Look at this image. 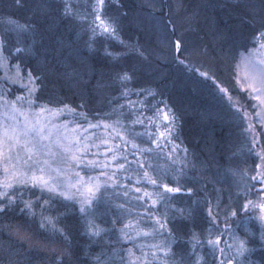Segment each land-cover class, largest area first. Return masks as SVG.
I'll return each mask as SVG.
<instances>
[{"label": "snow or ice", "instance_id": "6c2138e0", "mask_svg": "<svg viewBox=\"0 0 264 264\" xmlns=\"http://www.w3.org/2000/svg\"><path fill=\"white\" fill-rule=\"evenodd\" d=\"M14 4L28 9L31 19L23 24L13 21L15 42L0 36V235L7 233L16 241L15 245L11 239L6 242V264H32L29 254L34 251L48 253L52 264H77L72 233L64 223L69 209L78 215L84 237L103 242L102 250L91 256V264H208L199 254L205 248L211 249L213 264H261L250 256L256 250L251 246L254 238L264 250V0L259 10L244 4L248 14L235 17L237 23L233 18L221 21L216 17L214 0H143L141 15L134 21L147 37L146 44L153 43L155 35L158 54L155 48L149 52L139 38L125 41L122 25L129 12L107 14L110 9H124L121 0H89L83 11L65 4L63 21L76 33V41L53 27L47 0H32L31 7L26 0H14ZM102 41H115L124 49L117 52L106 45L102 49L105 58L118 63L133 56L141 64L115 73L120 94L108 100L111 111L92 123L86 112L47 93L66 83L98 93L110 87L103 78L91 84L90 60L101 50L97 45ZM81 48L92 55H84ZM239 50L244 74L236 78V85L246 94L243 102L197 59L216 61ZM161 57L202 78L198 81L202 86L210 84L246 125L242 131L247 150L259 163L253 169L228 170L238 178L237 199L242 196V203L222 206L219 199L213 203L202 197L206 183L198 191L182 182L197 169V163L206 180L214 153L209 151V160L189 159L190 150L181 147L180 118L169 98L159 89L129 87L146 70L155 71L154 64ZM131 95L137 99L131 100ZM121 99L127 105L119 103ZM69 114L82 117L88 127L80 123L72 127L74 121L68 120L57 122ZM95 128H103L106 135H87ZM144 137L148 146L142 147ZM181 151L184 155L177 168L175 154ZM161 157L172 161L170 171L160 170L157 161ZM177 197H187L189 205L177 207ZM204 208L207 237L191 232L186 241L191 252L177 250L173 225L192 219ZM221 215L224 229L219 228ZM253 220L259 223L258 235L247 227L244 235L237 232L241 222ZM225 234L228 241L223 239Z\"/></svg>", "mask_w": 264, "mask_h": 264}, {"label": "trees", "instance_id": "16d2710c", "mask_svg": "<svg viewBox=\"0 0 264 264\" xmlns=\"http://www.w3.org/2000/svg\"><path fill=\"white\" fill-rule=\"evenodd\" d=\"M89 0H47V3L52 6L53 18L55 23L53 27L58 29L59 32L64 33L66 39L70 41H76L77 36L74 31H71L65 26L63 21V12L65 4L72 5L76 11H83ZM125 5L124 9L116 10L110 9L108 15H118L119 11H128L129 17L123 21V31L121 35L126 42H136L139 38L141 44H145L149 52L155 48L157 54L159 53L158 46L155 43V35L152 36L153 43L146 44L147 37L138 29L134 17L141 15V5L143 0H121ZM193 3L196 0H192ZM217 7L213 9L215 16L221 21L233 18L232 22L237 23L235 17L244 16L248 14V9L244 7V4H251L259 10L260 0H214ZM26 3L31 7L32 0H26ZM219 5H223L220 7ZM31 19V12L28 9H23L15 6L14 0H0V36L6 38L9 42H15L17 34L12 30L13 21L23 24ZM247 35V30H245ZM195 39V36H192ZM86 39V37H84ZM247 42V41H246ZM82 45V41L80 42ZM110 45L114 51L122 52L124 49L115 41H102L98 43L97 47L101 50L94 55V58L90 60V65L94 73V79L91 84L95 85L97 80H101L110 84V87L102 89L99 93L96 91L81 90L70 83H66L63 87H58L55 92H49L53 100L62 99L65 103L72 107H76L78 111L86 112L88 118L92 123H96L103 118V114L111 111V106L108 104V100L112 96H119V86L114 80L115 73L122 68L139 67L141 61L133 56H125L118 63L112 62L110 59L105 58L102 55V49L104 46ZM251 47V45H249ZM227 50V44L225 45ZM84 55L90 56L86 49L81 48ZM239 51H235L232 54L227 55L222 59L216 61L206 62L203 59L197 58L199 63L203 65L205 70H211V72L218 77V81L223 84L224 87L232 89L234 95L239 97L241 101H245L246 94L242 93L235 83V64ZM76 63V61H73ZM79 67V64L76 65ZM155 71H145L143 74L138 75V79L129 87L133 90L141 87L155 88L164 92L165 97L169 98L171 105L176 109L179 122L182 125L181 140L183 144L181 147H187L190 150L189 159L209 160V151L214 153L215 159L210 164V171L207 179L205 180L200 173V165L197 163V169L192 171L188 177L182 182L187 183L191 187H195L198 191L202 190L203 184H207L206 192H202V197L210 198L213 203H216L219 199L222 206L232 205L236 206L243 202L241 196L237 199L238 189L236 187L237 177H234L229 169H253L259 160L253 156L247 150V144L245 141V135L242 128L243 125L238 115L234 114V110H230L227 104L226 98L222 99L218 91L213 90L212 86H202L198 83L202 78L188 72L183 66L175 63H170L164 60L162 57L158 63L154 64ZM131 100H136L135 95H131ZM160 99V97H157ZM85 104L84 108H79V105ZM121 104L127 105L128 101L121 99ZM155 103V101H153ZM125 113L129 110L126 107ZM97 113L100 115L97 116ZM151 113H149L150 115ZM113 116L112 119H116ZM65 120L74 121L71 125L76 126V123H80L84 128L88 127V122L80 116L66 115L57 121L63 123ZM138 132H142L143 129L137 127ZM83 134V133H81ZM87 135H95L97 137H104L106 131L103 128L89 129ZM209 137L212 138V142H209ZM145 143L141 146H148L146 143L147 138H143ZM99 143V140L96 141ZM119 143V141H115ZM140 141H138L139 143ZM180 143V140L177 141ZM95 151V149H93ZM104 151L103 147L100 149ZM129 151L131 147L129 146ZM168 149H165V153ZM175 167H179L180 159L184 153L181 151L177 154ZM132 158V157H130ZM103 159V157H101ZM160 170L170 171L172 165L171 160L165 161L161 157L157 161ZM89 175H98V172H90ZM252 174H255L254 172ZM121 177L124 175L120 173ZM134 183V181L132 182ZM131 187V183L129 185ZM257 187H260L257 184ZM147 190L152 191L151 186H147ZM193 200L196 197L192 198ZM177 207H187L189 200L187 197H177L174 201ZM60 211H64L63 206H60ZM100 211H103L101 209ZM163 211V209H161ZM55 214V212H53ZM11 215V214H10ZM243 216V213H241ZM64 223L69 227L72 233V251L74 253L73 260L77 264H91V256L99 253L102 250L103 242L95 243L89 241L81 234L79 227V217L77 214L69 209V214L64 219ZM109 227L110 225H102ZM35 227V225H34ZM173 227L175 228L178 241L175 245L177 250H183L191 252L190 244L186 241L189 239L191 232L201 234V238H206L208 235L209 223L206 217V208L200 213L196 214L192 219L177 221ZM224 218L220 216L219 228L224 229ZM247 227L249 231L259 233V223L255 220L249 222H241L237 232L240 235H244V229ZM15 245V238H10L7 233L0 235V261H4L5 264L9 259L8 255L4 251L8 247V242ZM105 239H108L106 237ZM114 239V237H113ZM225 241L229 240L227 234L224 235ZM151 242V241H149ZM89 245L91 246L89 248ZM63 245H61L62 247ZM131 245H126L130 247ZM222 247L224 245H221ZM251 246L255 247V251L250 256L253 261H260L264 264V250L259 247L258 239L251 241ZM27 247V245H25ZM90 253V255H86ZM208 264H213V255L211 249L205 248L201 253ZM32 259V264H52V257L48 253L32 252L29 254ZM217 262L219 260V253L216 254ZM195 259V257H193Z\"/></svg>", "mask_w": 264, "mask_h": 264}, {"label": "rangeland", "instance_id": "374dc122", "mask_svg": "<svg viewBox=\"0 0 264 264\" xmlns=\"http://www.w3.org/2000/svg\"><path fill=\"white\" fill-rule=\"evenodd\" d=\"M244 74V68L243 65L240 62V55L238 56L235 64V83L237 77H242ZM237 88L239 89V86L237 85ZM240 90V89H239Z\"/></svg>", "mask_w": 264, "mask_h": 264}]
</instances>
